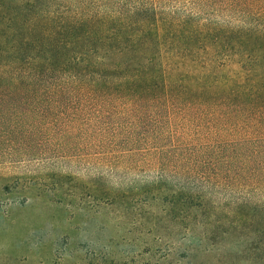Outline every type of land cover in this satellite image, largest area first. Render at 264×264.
<instances>
[{
	"label": "trees",
	"instance_id": "obj_1",
	"mask_svg": "<svg viewBox=\"0 0 264 264\" xmlns=\"http://www.w3.org/2000/svg\"><path fill=\"white\" fill-rule=\"evenodd\" d=\"M36 127L199 180L169 199L179 245L140 264H230L215 245L246 230L264 264V202L222 212L207 194L264 188V0H0V128Z\"/></svg>",
	"mask_w": 264,
	"mask_h": 264
},
{
	"label": "rangeland",
	"instance_id": "obj_2",
	"mask_svg": "<svg viewBox=\"0 0 264 264\" xmlns=\"http://www.w3.org/2000/svg\"><path fill=\"white\" fill-rule=\"evenodd\" d=\"M38 129L27 138L0 128V264H104L102 257L140 264L164 254L172 239L179 245L169 199L199 185L185 163L137 155L108 164L69 134ZM207 194L222 212L241 199L264 202V188L237 183L207 187ZM259 239L234 232L227 242L234 247L221 242L215 254L248 264L253 257L245 247Z\"/></svg>",
	"mask_w": 264,
	"mask_h": 264
}]
</instances>
